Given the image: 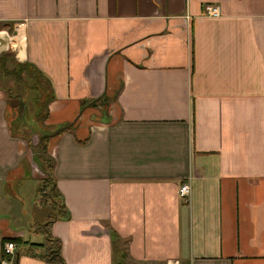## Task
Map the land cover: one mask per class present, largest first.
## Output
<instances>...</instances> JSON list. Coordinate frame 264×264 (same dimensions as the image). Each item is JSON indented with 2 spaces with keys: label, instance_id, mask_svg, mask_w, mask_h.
Masks as SVG:
<instances>
[{
  "label": "crops",
  "instance_id": "0c3cea01",
  "mask_svg": "<svg viewBox=\"0 0 264 264\" xmlns=\"http://www.w3.org/2000/svg\"><path fill=\"white\" fill-rule=\"evenodd\" d=\"M0 45L52 84L65 264H264V0H0ZM28 149L0 89V257L19 239L14 264H44L46 214L7 210Z\"/></svg>",
  "mask_w": 264,
  "mask_h": 264
},
{
  "label": "trees",
  "instance_id": "16d2710c",
  "mask_svg": "<svg viewBox=\"0 0 264 264\" xmlns=\"http://www.w3.org/2000/svg\"><path fill=\"white\" fill-rule=\"evenodd\" d=\"M0 76L3 80L0 89L3 90L7 99L9 130L13 136L24 139L33 151V160L45 174V179L40 185L42 198L49 200L52 207L47 219L35 225L34 228L35 232H41L44 235V242L30 243L31 248L41 246L43 253L28 252L27 254L39 257L44 264H65L61 254V242L50 233L49 226L55 220L68 219L70 216L53 178L54 159L46 153L47 143L52 133H43L39 129V125L46 119L47 106L54 98L51 81L32 63L17 61L11 52L0 54ZM102 102L103 100L98 98L93 100L92 104L97 105ZM66 129L67 127H61L54 134ZM37 132H39L38 142L33 144L32 135ZM3 240L14 242L19 239ZM4 244L5 242L3 246ZM3 246L1 256H3Z\"/></svg>",
  "mask_w": 264,
  "mask_h": 264
},
{
  "label": "rangeland",
  "instance_id": "374dc122",
  "mask_svg": "<svg viewBox=\"0 0 264 264\" xmlns=\"http://www.w3.org/2000/svg\"><path fill=\"white\" fill-rule=\"evenodd\" d=\"M2 45H0L1 48ZM1 54V52H0ZM2 78L0 76V84H2ZM38 131V129H37ZM38 134L39 132L32 135V143H37L38 141ZM30 156L33 155V151L31 148L28 149ZM33 159V157H32ZM34 161V160H33ZM33 163V170L36 174V177L38 181H36L33 178L25 177L26 175L23 173L26 180L21 181V184H18L19 179L17 178H10L9 184L5 186V191L8 195L7 200L10 202V206L7 207V210L9 211L8 214L14 218L13 220L10 219V223L13 227H16L22 231L25 227L22 223L27 220H32L30 222L36 221L38 218H41V220H44L47 218V215L52 211V207L50 205V201L46 200V198H42V190L40 191L39 185L42 184L43 179H45V174L41 171V169L38 168V166ZM23 167L25 165L23 164ZM22 174V173H21ZM22 175V176H23ZM23 178V177H22ZM46 189V188H45ZM13 194H17L19 196L20 201H16L13 198ZM46 214V218H45ZM9 219V218H8ZM37 225V223H35ZM30 226L28 222L27 228ZM42 234L41 232H38Z\"/></svg>",
  "mask_w": 264,
  "mask_h": 264
},
{
  "label": "built area",
  "instance_id": "2783aa9c",
  "mask_svg": "<svg viewBox=\"0 0 264 264\" xmlns=\"http://www.w3.org/2000/svg\"><path fill=\"white\" fill-rule=\"evenodd\" d=\"M205 14L208 16H218L220 14V8L218 5L211 4L205 8ZM6 36L8 34L5 32ZM190 192V186L188 183H183L180 187L181 196H186ZM15 243L13 241L5 242L3 246V256L0 257V264H14V249Z\"/></svg>",
  "mask_w": 264,
  "mask_h": 264
}]
</instances>
